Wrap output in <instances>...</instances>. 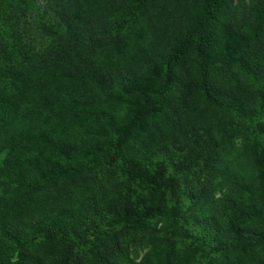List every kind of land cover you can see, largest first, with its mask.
<instances>
[{"label": "rangeland", "instance_id": "1", "mask_svg": "<svg viewBox=\"0 0 264 264\" xmlns=\"http://www.w3.org/2000/svg\"><path fill=\"white\" fill-rule=\"evenodd\" d=\"M205 1L149 0L131 27L119 35L128 43L126 50L121 43L114 44L112 34L104 33L126 17L137 0H35V6L30 5V0H20L15 9L14 31L4 28V21L0 24V67L25 71L30 68L31 58L49 59L57 55L65 58L62 49L72 40L64 26L71 24V33L91 38L93 47L85 59H78V68L94 74L115 92L105 112L116 119L128 118L133 101L139 98L137 82L148 76L157 89L168 54L195 23ZM210 34L216 43L239 48L248 70L256 77L247 75L249 81L242 79L239 84L220 81L216 86L229 95L243 97L248 104L262 103L264 0L223 2ZM79 87L90 90L95 84L90 80ZM45 90L47 97L56 94L49 86ZM38 102L43 106V99ZM260 124V141L264 144V118ZM205 128L212 133L211 145L207 143ZM231 139L239 151V157L230 161L232 174L248 173L246 163L254 159L251 182L264 178V149L260 148V141L204 103L186 66L163 112L147 119L129 148L142 163L165 159L176 166L181 160L190 161L197 148L205 147L208 161L199 158V167L186 173L182 180L188 229L193 241L204 250L198 259H209L212 264H264V256L259 252L262 246L253 252L248 249L250 242L256 245L257 240L264 238V188L254 194L232 185L226 199L217 188L223 179L222 168L215 162L221 161L230 150L226 142ZM9 169L7 153H0V177ZM117 176L118 172L97 162L85 178L45 188L36 201L37 214L51 216L69 211L73 217L66 230L79 242L69 244L59 235L58 227H50L52 237L33 243L26 252L25 264H145L147 253L157 243V220L136 235L118 228L115 233L105 234L96 246L90 244L96 231L107 230L112 216L122 211L113 188H108ZM98 186L105 190L97 192L96 189L102 190ZM207 201L215 205V220L203 215L201 206ZM134 202L143 213L152 208L166 211L154 188L139 183L134 186ZM191 253L189 247H183L174 264H183Z\"/></svg>", "mask_w": 264, "mask_h": 264}, {"label": "trees", "instance_id": "2", "mask_svg": "<svg viewBox=\"0 0 264 264\" xmlns=\"http://www.w3.org/2000/svg\"><path fill=\"white\" fill-rule=\"evenodd\" d=\"M225 1L203 3L195 23L168 54L157 89L148 76L144 75L137 82L139 98L133 101V111L128 118L116 119L105 112L115 92L94 74L78 68V59H85L93 47L91 38L71 33V24L64 26L72 40L62 49L66 52L65 58L60 55L49 59L31 58L30 68L25 71L0 67V153H7L10 168L0 177V264H25L29 247L40 239L52 237L50 227H58L59 235L69 244L79 242L66 230L73 217L69 211L40 216L36 201L47 187L85 178L97 162L118 172L108 188H113L122 211L112 216L107 230L96 231L91 245L96 246L109 231L115 233L123 228L128 235H136L148 223L157 220V243L147 253L145 264H174L178 251L185 246L192 253L183 264H212L209 259H198L204 250L193 241L188 229L189 219L184 216L187 198L182 193L183 176L199 167V158L208 161L205 147L197 148L190 161L181 160L176 166L165 159L159 162L148 159L142 163L129 147L147 119L163 112L186 66L204 103L224 113L234 125L244 127L260 141L264 95L263 102L254 106L243 97L229 95L216 86L220 81L239 84L242 79L249 81L247 75L254 77L239 48L216 43L210 34L216 13ZM148 2L137 0L128 15L104 34H112L114 44L121 43L127 50V41L119 35L131 27ZM19 4L20 0H0V24L4 21V28L10 27L11 32ZM30 5L35 6V0H30ZM90 80L95 88L79 87ZM47 86L56 91L55 96H46ZM38 99L44 100L43 106ZM208 129L203 130L211 145L213 136ZM259 145L264 149L261 141ZM226 146H231L230 150L223 154L221 161L215 162L222 168L223 182L217 188L223 198L231 194L232 185L257 194L264 188V178L251 182L255 160L247 161L248 173L232 174L230 161L239 157L238 145L231 139ZM136 183L154 188L166 211L152 208L143 213L141 206L134 202ZM98 188L102 190L96 189L97 192L105 190ZM201 210L203 215L215 220V205L211 201L203 203ZM257 242L256 245L250 242L248 249L253 252L262 246L259 252L264 256V238Z\"/></svg>", "mask_w": 264, "mask_h": 264}]
</instances>
